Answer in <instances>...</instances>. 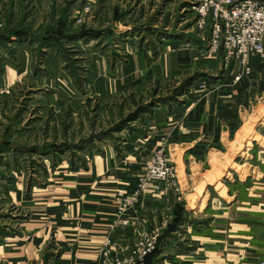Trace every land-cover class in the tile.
Masks as SVG:
<instances>
[{"label":"crops","instance_id":"1","mask_svg":"<svg viewBox=\"0 0 264 264\" xmlns=\"http://www.w3.org/2000/svg\"><path fill=\"white\" fill-rule=\"evenodd\" d=\"M75 1L81 9L76 16L74 10L73 21L85 16L86 27L71 21ZM52 6L61 7L60 19H54L69 35L85 27L111 28L125 37L126 56L121 49L114 59L93 50L89 60L90 68L119 70L122 77L111 81L114 86H134L130 79L145 72L170 76L183 70V58H191L188 66H194L204 55L183 42L180 27L172 30L164 19L173 13L171 7L181 14L192 11L185 0L179 5L172 0H55ZM108 12L111 18L105 17ZM147 33L169 40L153 51L137 41ZM246 66L249 71L236 80L244 65L232 59L221 75L194 84L179 105L150 116L145 134L94 156L83 168L62 162L45 186L28 191L21 175L15 184L2 180L0 203L28 213L19 233L0 236V260L33 264L41 257L44 264H99L109 238L126 246L144 224L156 227L168 214L152 264H259L264 260V59L252 57ZM164 139L179 191L146 192L126 213L131 226L112 231L118 191L136 189Z\"/></svg>","mask_w":264,"mask_h":264},{"label":"rangeland","instance_id":"2","mask_svg":"<svg viewBox=\"0 0 264 264\" xmlns=\"http://www.w3.org/2000/svg\"><path fill=\"white\" fill-rule=\"evenodd\" d=\"M172 1L179 5L183 0ZM54 2L0 0V143L7 141L12 145H26L29 151L32 146L40 147L37 152L16 158L14 151L3 153V158H0V182L3 180L6 184H15L21 175L28 191L34 186L47 185L50 174L64 161L79 164L83 168L94 156L111 148L119 150L127 138L145 134L150 116L161 109L170 110L179 105L183 95L194 84L221 75L228 63L222 49L217 53L210 52L208 31L196 27L193 10H185L181 14L180 10L171 7L173 13L169 14V18L164 16V19L171 21L172 30H179L180 27L183 30V42L203 49L204 55L198 57L194 66H188L191 58H183V70L170 76L159 72L149 77V73L145 72L130 79V82L134 80V86H114L111 81L116 82L117 78L122 77L118 74L119 70L90 68L89 60L96 50L109 59L118 56L119 49L126 56L125 37L108 28L100 30V37L64 40L60 43L61 49L55 45L46 47L39 40L44 38V34L65 29L62 21L57 23L54 19L61 16V7L52 6ZM80 5L76 1L70 5L73 13L71 21L76 8L75 16L79 13ZM84 10L85 13L89 12V8ZM109 13L106 18H111ZM76 18L74 23L86 27L85 16ZM22 32L28 33L27 36L20 35ZM166 40L169 39L153 37L148 33L137 38L141 47L153 51ZM212 62L215 66H210ZM188 79H193L190 85L183 86V92L176 94V90ZM202 87L207 88L206 85ZM152 100L155 102L151 110H146L124 129L112 130L136 111L139 105ZM106 131L110 132L106 138L97 137ZM89 139L93 141L87 145L81 144ZM62 143H70L76 148L74 151H57L56 154L41 152L44 144L54 145L58 149ZM27 213L22 207L0 203V236L3 232L19 233V224L27 218ZM162 218L166 221L170 219L168 214ZM0 264L7 262L0 260ZM33 264L44 262L39 257Z\"/></svg>","mask_w":264,"mask_h":264},{"label":"built area","instance_id":"3","mask_svg":"<svg viewBox=\"0 0 264 264\" xmlns=\"http://www.w3.org/2000/svg\"><path fill=\"white\" fill-rule=\"evenodd\" d=\"M196 13L195 25L208 31L210 52L222 49L226 62L238 59L244 69L237 75L241 79L252 57L264 59V2L260 0H185ZM81 20V19H80ZM166 140L161 143L145 164L136 189L127 194L118 191L116 195L117 215L112 231L130 227L127 211L149 191H179L175 164L169 159ZM165 217V216H164ZM166 220L156 227L144 224L128 245H120L109 238L103 247L99 264H146L147 257L159 248ZM162 235V236H161ZM46 264H52L50 260ZM259 264H264L261 260Z\"/></svg>","mask_w":264,"mask_h":264},{"label":"trees","instance_id":"4","mask_svg":"<svg viewBox=\"0 0 264 264\" xmlns=\"http://www.w3.org/2000/svg\"><path fill=\"white\" fill-rule=\"evenodd\" d=\"M28 33H25L23 34L20 33V35H26ZM102 33L100 31H95L93 29H87V28H83L81 31H79L78 33L76 34H67L65 33L63 30H58V31H55V32H52V33H48V34H44V38L43 39H39L40 40V44H43L45 45L46 47L50 46V45H55L56 47H59L61 49V42L62 41H66L68 40L69 38L70 39H73V38H81V39H86V38H91V37H97V36H101ZM27 36V35H26ZM1 43V41H0ZM193 79H188L185 81V84L183 85L182 84V87L179 89V90H176V94H181V92H183V86L184 87H187L188 85H190V83L192 82ZM171 98V97H170ZM172 98H175V97H172ZM155 101L152 100L146 104H143V105H139L138 106V109L136 111H134L133 113H131L130 115H128V117H126L125 120H123L121 123H118L116 127H113L112 130H122L125 128V126L127 124H129L131 121L137 119L138 117H140L141 114H143L146 110H151L153 108V103ZM110 132L106 131V132H103L101 133L100 135H98L97 137L99 138H106L108 136ZM93 139H89L87 141H82L81 144L82 145H87V143H90L92 142ZM77 146V145H75ZM43 152L44 154H50V153H55L58 151V152H64L62 150H75L74 148V145H71L70 143H62L61 146L57 147L54 146V145H50V144H44L43 147H42ZM83 148V147H82ZM85 148V147H84ZM40 149V147L37 145V146H32L30 151L27 149V146L26 145H21V144H15V145H12V143L10 142H2L0 143V158L2 157L3 158V153H5L7 150H11L12 152L14 151V155H15V158L17 156H20V155H27L29 154V152L33 153V152H37L36 150ZM2 160V159H1ZM0 160V164H2ZM158 249H156L153 253H151L148 257H147V260H146V264H152V259L154 257V255L157 253Z\"/></svg>","mask_w":264,"mask_h":264}]
</instances>
